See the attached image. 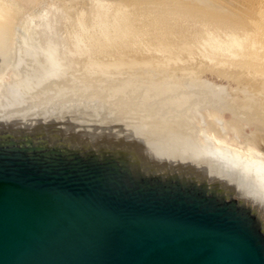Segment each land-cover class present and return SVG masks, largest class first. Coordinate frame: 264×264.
<instances>
[{"label": "water", "instance_id": "1", "mask_svg": "<svg viewBox=\"0 0 264 264\" xmlns=\"http://www.w3.org/2000/svg\"><path fill=\"white\" fill-rule=\"evenodd\" d=\"M0 264H264V127L58 62L50 0H0Z\"/></svg>", "mask_w": 264, "mask_h": 264}, {"label": "bare ground", "instance_id": "2", "mask_svg": "<svg viewBox=\"0 0 264 264\" xmlns=\"http://www.w3.org/2000/svg\"><path fill=\"white\" fill-rule=\"evenodd\" d=\"M94 2L90 15L77 12L72 45L55 42L58 62L97 68L115 81L185 105L196 99L194 108L218 116L228 109L236 118H252L255 126L264 127V0ZM203 68L245 77L251 91L242 89L244 100L221 98L226 104L217 98L210 110L207 100L185 93L194 86L219 90L195 79ZM177 71L187 73L177 77ZM186 76H191L188 87L180 83ZM236 118L231 120L238 122Z\"/></svg>", "mask_w": 264, "mask_h": 264}, {"label": "rangeland", "instance_id": "3", "mask_svg": "<svg viewBox=\"0 0 264 264\" xmlns=\"http://www.w3.org/2000/svg\"><path fill=\"white\" fill-rule=\"evenodd\" d=\"M102 1H105V2L109 1L108 3H111V4H112V2H113V4L116 3V2H119V0H102ZM94 3H95L94 0H50L51 13H52V22H53V30H54V38H55V42L58 45L59 44L60 45H65V46L72 45L71 44L72 43L71 41H73L72 31H73V29L75 30L78 27L77 23L75 22V21H77L76 14L82 13V14H85L86 16L89 13L91 14L92 10H94V5H95ZM75 18H76V20H75ZM74 27H76V28H74ZM72 66L73 67L76 66L77 68L80 69L79 65H76V64L74 65L73 64ZM82 70H85V71H88V72H91V73H96L97 75H100V76L103 75L104 73L109 75L108 72H103V74H102L101 70H99L97 68L86 67V68H83ZM202 70L203 71H198L197 70V73H196L197 76H196L195 79L198 78L197 80H199L200 82L207 81L209 84H211V85H213L215 87H219L218 88L219 90L212 89V92H213L212 93L211 90H208L206 88H200L198 86H194L196 88H191L189 91L185 92L186 93V97H188V94H189V96L191 94H194L195 96L200 97L201 98L200 100H207L210 103L209 106L213 107L214 104H212V101L213 100L217 101V98H220V100L218 101L219 104H223V103L226 104V103H228V100L221 102V98L223 100V98L224 99L235 98L237 96L235 99L239 98L238 100H244L245 97L242 94H245V93L242 91V89H244L245 91L247 90L246 91L247 93L251 91L250 87H251L252 83L250 82L249 79H247L245 77L244 78L243 77H239L240 78L239 79V78H236V77L231 76V75L229 76V74H228V76H229V78H228L227 75H224V76L221 75L220 76V73L219 72L217 73V71L213 70V69L206 68L204 70V68H203ZM184 72L185 71H183V72L182 71L181 72L177 71L175 73V75L177 77H180ZM185 73H187V71ZM106 74H104L103 77ZM198 74H200V75H198ZM109 76H107V77L105 76V77L108 78V79L112 78V77H109ZM189 77H191V76H186V77L182 78L183 81L181 80L180 83L182 85L185 84L184 86L187 85V87H188L189 85L187 83V81H188L187 79H189ZM112 79L114 81L118 80L115 77H113ZM162 80H163V78H162ZM164 80H165V77H164ZM117 82H119V81H117ZM120 83H121V81H120ZM191 87H193V86H191ZM206 90H208V91L206 92ZM236 90H238V91H236ZM239 90H241L242 92L239 91ZM182 92H183V89L181 88L179 93H182ZM213 95H216V96H213ZM196 101H197L196 99L192 98L191 102H190V104L188 106L194 107V104L196 103ZM203 107L205 108L206 106H203ZM212 109H214V107L210 108V110H212ZM221 117H224V118H227V119H230V120L233 117L236 118V116L233 114V112L228 111V109H226V110H224L222 112ZM236 119H237L236 121H238L239 123L254 125L253 122L249 121V120H252V118H247V121L243 120L242 118H236Z\"/></svg>", "mask_w": 264, "mask_h": 264}]
</instances>
